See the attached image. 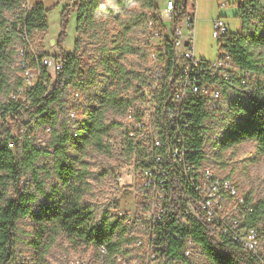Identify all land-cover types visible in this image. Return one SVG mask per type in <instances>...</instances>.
Returning <instances> with one entry per match:
<instances>
[{"label": "built area", "instance_id": "2783aa9c", "mask_svg": "<svg viewBox=\"0 0 264 264\" xmlns=\"http://www.w3.org/2000/svg\"><path fill=\"white\" fill-rule=\"evenodd\" d=\"M75 1L68 0V4ZM243 1L222 0L219 7L231 8L232 16L239 17ZM261 3L264 6V1ZM23 6L33 7L29 0H24ZM226 17L220 14L212 20V36L219 40L221 51L211 61L199 59L195 53L197 0H166L152 10L144 40L150 52L148 84L137 90L134 101L122 110L118 137L110 133L104 137L111 151L133 165L131 203L127 208L117 206L111 216L126 227L125 236L139 252L128 263L121 253L110 254L105 245L85 244L84 247L94 248V264H183L180 260L167 261L162 253L165 245L158 242V232L169 214L177 227L201 222L212 229L211 236L218 243L239 247L260 258L261 233L246 224L256 201L241 193L233 179L217 174L208 164V151L218 143V135L208 124L220 116L225 86L231 83L250 86L258 77L253 71L239 67L224 48L232 33ZM37 33L41 34L30 32L24 24L18 25L17 82L0 111H16L8 116L11 122L33 106V95L39 88L49 94L58 83L62 91L59 99L67 111L66 129L77 139L83 130L88 104L84 89L94 82L95 64L76 55L75 73L69 80L59 79L66 65L65 55L48 53ZM48 43L58 45L55 38ZM163 85L166 99L159 112L156 95ZM29 121L28 116L24 118V122ZM31 125L34 124H28ZM16 127L14 137L21 126L18 123ZM42 127L49 146L52 125L45 123ZM37 131L38 128L36 138ZM194 139H200V144ZM8 146L13 149L14 142L9 141ZM172 235L182 242L187 258H203L201 245L191 236H183L179 231H173ZM87 260L77 257L66 264H88Z\"/></svg>", "mask_w": 264, "mask_h": 264}, {"label": "trees", "instance_id": "16d2710c", "mask_svg": "<svg viewBox=\"0 0 264 264\" xmlns=\"http://www.w3.org/2000/svg\"><path fill=\"white\" fill-rule=\"evenodd\" d=\"M23 4L24 0H0V108L5 105L17 82L16 78V82L11 84L6 70L11 57L17 52V47L14 49L12 45L18 44V25L24 24L33 33L46 31L48 28L47 10L43 4L37 3L31 9L25 8ZM134 4L139 6V10L132 12L130 8ZM155 7V0H107L106 3L98 0H76L72 5L68 4L62 13L58 46L61 47L66 35V23L71 10L77 13V51L82 43V33L86 31L97 8L113 14L119 21L118 25L123 34L128 35L140 27L145 17H151L150 11ZM239 18L242 31L232 32L226 38L224 48L239 67L253 71L258 77L250 86L239 83L225 86L224 94L233 90L242 99L234 102L238 106L236 111H232L234 122L227 128L224 139L216 147L220 145L221 150H226L251 140L256 143L260 153L264 154V6L260 0H244L239 6ZM114 48L121 54L137 52V47L129 42ZM62 53L65 55L66 65L58 78L69 80L76 71L77 56L75 52ZM106 69L111 78H115V85L102 92L96 107L88 109L87 104L83 130L77 139L72 138L66 129L67 111L63 101L59 99L62 91L58 83L49 94L39 88L33 95V106L16 115L11 122L8 121V116L16 111H0V264H7L11 259L9 247L13 242V231L17 221L24 216H30L38 223L40 238L48 233L46 236L49 242L63 234L81 245H105L110 254H126L125 249L131 242L125 236L126 227L119 219L106 213L97 221L94 220V210L83 203V197L88 192L87 178L90 170L82 157H70L68 153L71 145L78 147L82 153L89 146L101 151H111L104 137L109 134L111 126L118 123L107 122L106 111L109 108L123 110L132 102L121 95V91L133 87L134 79L139 82L135 91L148 84V77L144 73L127 71L123 65H118L115 70L107 63ZM165 99L163 85L156 95L157 111H161ZM27 116L30 121L24 122ZM202 116L204 115L201 118ZM18 123L21 126L20 131L14 137L13 128ZM29 123L34 125L28 126ZM45 123H50L53 128L48 149L39 147L35 142V130ZM194 140L200 144V139ZM9 141L14 142L13 149L8 146ZM47 154L54 157L53 174L57 180L46 189L37 160ZM26 178L31 180L30 186L35 187V191L44 197V202L38 203L36 211L32 210L30 203L36 202L38 198L34 191L27 189L28 180H24ZM254 207L255 210L248 216L246 224L260 231L263 242L264 200L256 201ZM173 231H179L183 236L189 235L199 243L203 249V257L210 264H264L262 255L257 258L243 252L239 247L218 243L211 236L212 229L201 222H194L190 227H177L170 214L166 216L158 232V242L165 245L162 253L167 261L180 260L184 264H195L196 261L184 255L183 244L173 237ZM36 244L41 245L40 242Z\"/></svg>", "mask_w": 264, "mask_h": 264}, {"label": "rangeland", "instance_id": "374dc122", "mask_svg": "<svg viewBox=\"0 0 264 264\" xmlns=\"http://www.w3.org/2000/svg\"><path fill=\"white\" fill-rule=\"evenodd\" d=\"M29 1L32 4L40 3L46 6L48 28L46 31H42L41 34L37 33L36 37L41 36L43 38L48 53L75 52L76 55L85 56L90 62L95 64L93 69L94 82L84 89V97L88 101V109L96 107L102 92L115 85V78H111L106 69L107 63L115 70L118 69V65H123L127 71L135 70L144 73L148 78L150 77V52L144 43L148 29L147 22L150 16L147 19L145 17L143 23L134 32L125 35L118 25L119 21L116 20L113 14L97 8L93 12V18L89 26L82 33L80 48L75 51V40L78 36L76 11L71 10L69 13L66 23V35L61 47L58 45L50 46L48 43V40L53 37L57 40L61 32L62 13L68 5V0ZM98 1L107 2V0ZM165 1L155 0L156 5H163ZM220 1L222 0H197L198 20L196 24L195 53L199 59L212 61L217 59L220 54L219 40L212 36V20L216 19L220 14L227 15L225 21L229 24L232 32L242 31L241 19L232 16L233 11L231 8H220ZM130 10L135 12L139 10V6L134 4ZM151 12L152 10L150 15ZM126 42L136 46L137 52L121 54L120 51L115 50L114 47L116 45L120 46ZM18 46L19 42L12 45L14 49ZM258 51L261 50L259 49ZM262 51L264 52V50ZM11 59L6 72L9 81L14 84L17 76L16 54ZM148 78L146 80L147 83ZM125 84L126 82H124ZM138 84V80L134 79L133 87L121 91V95L129 98L130 101H134ZM240 97L233 90L226 92L221 102L220 116L208 124L209 129L215 131L218 135V143L224 139L227 128L234 122L232 111H236L238 108V106L234 105V102L241 101L242 98ZM122 114L123 112L120 109L109 108L106 111V121L118 123L113 124L109 131L115 137H118L122 129ZM16 129L17 127L15 126L13 133H16ZM35 141L38 142L39 147L48 149L46 144L47 136L44 134L43 127L38 129ZM219 146L209 149L208 164L213 167L217 174L233 179L238 184L241 193L250 195L257 202L264 200V154L260 153L256 143L247 140L226 150H221ZM68 153L70 157H82L90 170L87 178L89 184L88 192L83 197V203L94 210L95 221L102 214L111 215L113 209L119 205L127 208L132 200L133 191L130 189L135 181L133 165L130 160L124 161L114 151H101L93 146L87 147L82 153L78 147L71 145ZM54 162V157L50 154L43 155L37 160L40 175L46 183V189L49 184L57 180L53 174ZM118 174L121 176H117ZM26 183L27 189L34 191L35 196L38 198L36 202L30 203L32 210L36 211L38 203L44 202V197L38 191H35V187L30 186L31 180L26 181ZM38 229V223L34 222L30 216L21 217L17 221L13 231V242L9 247L11 259L7 264H66L77 257L88 258V264H94L92 262L95 259L94 248L84 247V245L73 242L63 234H59L53 242H49L46 236L48 233L40 238ZM36 242H40L41 245L37 246ZM125 251L126 254H122V258L128 263L139 252L132 243L127 245ZM261 255L264 257V240L262 242ZM194 262L195 264H210L208 259L204 257Z\"/></svg>", "mask_w": 264, "mask_h": 264}, {"label": "bare ground", "instance_id": "6f19581e", "mask_svg": "<svg viewBox=\"0 0 264 264\" xmlns=\"http://www.w3.org/2000/svg\"><path fill=\"white\" fill-rule=\"evenodd\" d=\"M53 38H54V37H53ZM220 112H221V111H220ZM117 176H119V177H120L121 175H120V174H118Z\"/></svg>", "mask_w": 264, "mask_h": 264}, {"label": "crops", "instance_id": "0c3cea01", "mask_svg": "<svg viewBox=\"0 0 264 264\" xmlns=\"http://www.w3.org/2000/svg\"><path fill=\"white\" fill-rule=\"evenodd\" d=\"M32 4V3H31ZM32 5H35V4H32ZM45 7V9H46V6H44Z\"/></svg>", "mask_w": 264, "mask_h": 264}]
</instances>
